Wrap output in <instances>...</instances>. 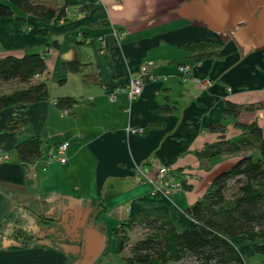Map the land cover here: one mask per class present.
<instances>
[{"label":"crops","instance_id":"0c3cea01","mask_svg":"<svg viewBox=\"0 0 264 264\" xmlns=\"http://www.w3.org/2000/svg\"><path fill=\"white\" fill-rule=\"evenodd\" d=\"M0 2L13 11L0 19V57L44 54L45 70L35 79L49 89L46 100L0 110V154L8 155L0 162V226L7 218L28 216L25 208L43 199L62 201L65 216H72L75 205L84 214L95 210V221H102L111 237L113 228L139 212L160 213L178 231L186 229L192 221L184 210L238 158L222 155L208 167L202 164L196 154L221 139L207 127L224 125V139L234 140L241 130L224 117V102H264V0H45L64 5L67 20L43 23L27 15L25 24L16 20L24 15L19 9ZM40 29L46 34L36 32ZM197 40L216 42L218 56L189 58L185 47ZM70 60L82 64L79 71L63 68ZM147 62L157 78L144 82L141 95L131 101L124 85ZM180 66L189 70L179 73ZM203 81L209 83L201 87ZM20 87L11 81L0 90ZM59 97L76 100L66 116L53 102ZM22 119L26 127L6 128ZM238 121L256 122L264 139V109L243 112ZM27 135L42 144L40 159L25 167L15 146ZM64 141L66 162L47 163L49 150ZM143 164L174 168L190 179L182 191L153 196L150 184L134 180V167ZM64 223L61 236L41 231L25 247L10 248L5 241L0 264H66L63 250L80 242L62 235L69 229ZM130 234L133 242L142 231L136 227ZM231 241L245 264H264L244 236ZM115 250V256L102 252V260L106 255L117 263Z\"/></svg>","mask_w":264,"mask_h":264},{"label":"trees","instance_id":"16d2710c","mask_svg":"<svg viewBox=\"0 0 264 264\" xmlns=\"http://www.w3.org/2000/svg\"><path fill=\"white\" fill-rule=\"evenodd\" d=\"M7 1L24 14L16 19L22 24H25L24 17L27 15L43 23H56L68 18L65 6L59 3L50 4L45 0ZM12 14L10 5L0 2V19L6 20ZM36 32L46 34L43 29ZM215 45L216 42L212 40H197L187 45L185 51L189 58L198 62L218 56ZM81 67L78 60L63 63V68L70 72H77ZM44 70L42 53L0 57V87L11 81L22 85L8 93L0 90V110L48 99V85L35 79ZM55 100L58 107H70L76 103L72 97H59ZM259 109H264V102H224V117L232 120L233 125L241 130V134L234 140L224 139V125L210 124L207 127L209 131L219 132L221 139L205 145L196 154L199 161L208 167L207 162L217 156L230 155L238 158L212 179L200 199L184 210L185 215L192 221L186 229L178 231L171 220L157 212L136 213L111 231L116 239L115 253L119 255L118 262L111 263L110 256L105 255L104 261L93 264H245L231 241L237 236H244L255 253L264 255V244L259 243L264 239L262 128L256 122L246 124L238 121L241 113ZM26 125L25 119L12 120L7 123L6 128L18 131ZM41 144L42 140L35 135H27L16 144L18 159L25 167L40 159ZM48 203L43 199L37 200L26 207L25 212L31 219L41 220L49 211ZM136 227L142 231V236L130 242L129 232ZM61 231L57 232L61 234ZM7 236L5 238L2 230L0 231V247L6 240L12 241L8 242L10 248L25 247L34 238L31 231L19 224L14 225L12 233Z\"/></svg>","mask_w":264,"mask_h":264},{"label":"rangeland","instance_id":"374dc122","mask_svg":"<svg viewBox=\"0 0 264 264\" xmlns=\"http://www.w3.org/2000/svg\"><path fill=\"white\" fill-rule=\"evenodd\" d=\"M72 199L73 198H70V200ZM48 206L50 207L49 211L43 215L41 220L37 221L33 218L29 219L26 215H24L25 217L15 216L7 218L1 225L0 231L2 230L4 237L6 238L8 237L7 235L12 233L13 226L19 224L25 227L28 231H31L34 237L31 242H33L37 239V235L41 231L46 230L49 232L46 235L51 237L57 234L59 235L60 232L57 231L61 230V226L65 222L64 225L69 229L62 235L68 237L71 241L80 242V244L70 243L63 250L69 257L66 264H92L103 261L101 256L102 252L115 256V239L109 236L108 228L102 221H99L98 223L95 221L98 214L95 210H90L88 213L84 214V209L81 208V205H75L73 207L74 212L72 213V216H65L62 211V201H49ZM82 216H85V218L82 220V223H79L81 224V227L73 228L75 225H78L76 220L80 219ZM87 219L90 221H86ZM136 231L139 230H135V232ZM130 233L131 232H129V235H131ZM6 241L12 243L11 240ZM256 256H262L264 259V255ZM116 258H118L117 255ZM116 261L117 260H113L112 263Z\"/></svg>","mask_w":264,"mask_h":264},{"label":"built area","instance_id":"2783aa9c","mask_svg":"<svg viewBox=\"0 0 264 264\" xmlns=\"http://www.w3.org/2000/svg\"><path fill=\"white\" fill-rule=\"evenodd\" d=\"M120 36L125 35L124 32L119 33ZM152 62H147L139 66L137 72L128 76L124 85V92L129 100H134L141 95L144 82L156 80V76L149 72ZM189 70L187 66H180L179 73H186ZM209 82H200L201 87H205ZM56 105V100L53 101ZM57 106V105H56ZM60 116L69 114V107H59ZM130 132L136 133L141 130L138 128H130ZM69 143L67 141L55 144L47 153L46 162L56 161L60 164L66 162V151ZM8 159V155L0 154V162ZM36 164V163H34ZM45 170V168H43ZM190 176L186 173L174 168L165 166H154L152 164L136 165L134 167V180L136 183L146 182L151 185V195L169 194L172 192L182 191L183 185L188 181Z\"/></svg>","mask_w":264,"mask_h":264}]
</instances>
